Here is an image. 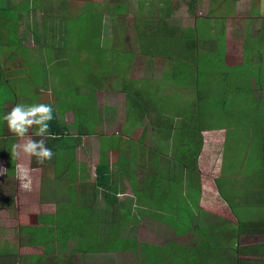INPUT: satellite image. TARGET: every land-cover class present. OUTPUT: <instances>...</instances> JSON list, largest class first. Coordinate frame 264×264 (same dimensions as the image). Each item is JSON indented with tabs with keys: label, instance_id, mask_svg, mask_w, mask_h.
Instances as JSON below:
<instances>
[{
	"label": "rangeland",
	"instance_id": "1",
	"mask_svg": "<svg viewBox=\"0 0 264 264\" xmlns=\"http://www.w3.org/2000/svg\"><path fill=\"white\" fill-rule=\"evenodd\" d=\"M117 1L121 2L114 4ZM130 1L0 0V60H2L0 78L4 74L3 70H6L7 76L11 77L6 79L4 75L3 79H0V130H8L3 116L16 104L51 103L49 105L53 113L62 119L59 114L62 98L65 99L68 92L78 90L82 81L87 78V71L99 70L105 73L106 77L107 74L111 75L112 85L119 87V91L128 90L130 100H138L137 96L140 95L134 93L124 76L130 68L136 71L133 66L137 63L138 67V62L145 57L139 58L138 55L132 57L128 53L125 59V52L131 49L136 51L138 49L136 39L140 38V34L150 31H152L151 38H144L145 42L152 43L153 47L156 45L159 49L166 48L172 53L181 54L187 59L188 69L192 60L195 61L193 65L196 63L197 70L193 72L196 89L214 98L213 102L201 100L205 106L202 110L204 120L200 123L201 127L206 128L201 133L200 128L198 133L192 130L196 136L192 139L191 145L186 146L182 141L185 135L183 131L176 135L165 132L166 130L173 132L175 127L180 129L183 127L181 124L170 123L172 119L158 118L159 124L153 129L155 136L152 138H147L150 135H141L151 131L152 119L142 118L133 134L128 132L131 130L130 126L125 132L120 131L121 120L116 123L114 131L119 135L122 134V139L118 138L117 142V138H111L106 147L114 149L115 153L107 157L108 152H102V155L108 165L114 164L112 172L117 169V159L127 158L126 165H122L124 172L119 176L120 181L117 180L121 188L117 197L122 199V203H128L132 199V210L125 211V214L129 215L127 217L123 213V205L122 214H119L121 204H114L105 198L103 188L90 187L91 183H87V186L82 182L83 180L76 178H72L69 183L63 172L59 176L54 173L51 164H37L35 158L23 154L18 158L14 157L13 145L22 141L9 131L0 132V145L6 139L5 150L0 147V151L5 152V157L0 156V170H5L9 163L14 164V172L7 171L6 174V171H3V174H0V248L6 247L13 254L12 256L6 253L0 254V264H7V258L15 259V264H140L147 255L142 251L147 246H150L147 250L160 261L168 252V248L171 251L170 259L173 260V264H191L192 261L199 264L198 258L194 259L195 254L198 253L197 245L202 241L199 231L202 232V237L205 232H216L218 236L215 240L222 242L224 239L219 233L221 226L224 227L226 222H220L221 218L233 224L238 220L264 222V197L261 199L259 195L264 190V85L260 87L262 96L252 97L250 93L249 105L236 106L244 102L242 101L244 94H239L242 91L241 85L254 84L259 73L264 76V60L258 61L264 58V32H261L260 36L258 34L260 25L261 30H264V18L261 19L264 17V0H158L155 8L165 23L176 25L173 27L155 23L157 19L154 22L144 19L150 17L147 13L148 9H151V17L157 15L152 13L154 11L152 6H142L139 2L136 5L137 0H134L131 6ZM190 5L194 10L198 8L196 13L190 16L194 20L192 26L181 23V20L187 21L188 13L186 17L185 11L192 10ZM119 12L120 14L116 15ZM250 16L251 24L247 22ZM212 25L217 29L213 30L210 27ZM209 39H211L210 51L200 52L201 44H208ZM253 42L256 45L251 49L250 45ZM23 43H27L26 48ZM251 50H255L254 56ZM12 54L19 57L18 62H15ZM6 60L12 63L11 67H6ZM74 76L78 81H71ZM192 78L193 74L186 72L184 78L186 84H190ZM175 79L177 78L173 75L162 78L155 93L168 96L173 90L172 95L180 94L177 87L171 85ZM62 81L63 84L67 82L68 85L70 82L74 83L76 88L71 86L61 93ZM47 88L57 95L60 93L58 96L53 94L58 103L50 102L45 94ZM184 91L188 92L187 89H182L181 94ZM189 96L188 92L187 97L190 98ZM119 97L117 106L121 101L124 105L128 99L126 94ZM76 98L77 104L79 102L90 104L93 101L92 95H87L86 89L78 91ZM106 98L113 99L108 95ZM154 102L148 101L147 104L151 107ZM209 103H213L210 108ZM156 105L159 109H169L175 105L177 110L190 113V109L180 102L172 103L159 98ZM113 107L114 112L118 107H115L114 103ZM126 107L129 108V104L122 106V114L126 112ZM195 108L200 107L196 105ZM215 111L221 112V115L208 117ZM125 116L122 115L123 122ZM134 117L133 113L128 120ZM179 119L178 116L174 117L176 123ZM195 119L192 115V120ZM183 120L185 124L189 123L186 118ZM223 124H226V127ZM34 131L35 128L31 129L29 136ZM172 135L180 142L172 144ZM159 136L166 150L156 151L166 159L160 160L159 166L154 171V168H151L154 157L143 151L141 154L136 153L137 157L140 155V162L134 164L138 145L133 142H128L126 145L123 139L130 137L134 142L138 141L150 148L158 141ZM31 138L40 139L35 136ZM88 143L89 150L83 145L84 151L79 152L76 158L85 161L83 175L85 181L94 183L93 165L99 162L100 155L94 139H89ZM199 146L201 150L197 158L198 177L194 176L191 189L190 182L186 181L188 183L184 185L186 190L183 192L189 193L190 197L187 198L185 195L178 197L179 205L171 208L169 214H166V218L172 222L155 218L153 206L137 204L139 197H135L134 192L148 191V184L145 181L148 170H153L154 174L160 177L163 174V183L166 182L170 166L176 170L178 168L179 171L176 173L181 174L180 178H184L185 172L182 177V169L186 167L183 162L191 163V153L199 150ZM60 152L54 153L53 156L62 158L69 151ZM177 152L184 155H177ZM74 156L75 153L73 158ZM173 156L175 161H170L169 157L173 158ZM3 158L5 160H2ZM84 158L86 159L83 160ZM126 170H128L127 174ZM186 172L191 174L188 169ZM129 173L138 179L134 182V188L132 183H128ZM25 184L29 187L25 188ZM197 188H199L198 195H196ZM219 188L222 189L224 199L220 196ZM189 189L192 192H187ZM94 190L92 195L91 191ZM158 193V198L161 195L164 197L169 195L163 193V190ZM192 193L196 196L191 195ZM129 194L132 196H128ZM177 195H179L178 191ZM71 198H73V206L67 203ZM107 202L110 204L107 205ZM85 203L90 204L93 209L88 206L81 207ZM153 204L158 207L156 199ZM136 206L140 207V214ZM134 209L137 211L136 214L133 213ZM88 210L94 215L88 216L85 213ZM99 213H103L101 216L103 223L93 219L101 218L98 216ZM134 215L138 216V220ZM69 216L75 220V227L81 229L76 230L77 238L76 234L65 240L61 246L53 236L49 250L44 244L33 243L35 239H44L42 238L44 232L35 229L36 226L45 227L48 231V228L54 225L56 217L63 223ZM87 217L88 222H86ZM98 233L99 237H97ZM82 236L93 241L101 240L106 236L107 244L110 241L114 242L115 237L132 238L134 250L94 254L74 253ZM256 236L259 234L242 233L238 244L252 246L249 252L256 251L258 256L245 254L238 255L236 259L264 260V239ZM256 244H262V250L253 249ZM217 262L234 264L233 259L227 260L222 256H218Z\"/></svg>",
	"mask_w": 264,
	"mask_h": 264
},
{
	"label": "crops",
	"instance_id": "2",
	"mask_svg": "<svg viewBox=\"0 0 264 264\" xmlns=\"http://www.w3.org/2000/svg\"><path fill=\"white\" fill-rule=\"evenodd\" d=\"M13 1V0H12ZM158 0H137L136 5L141 4L142 6H147V5H151L152 9L154 10L152 13H155L157 15H155L154 17H151V9L147 10V13L150 14V17H146L144 19H147L148 21L154 22L155 23H159L163 26H176L174 24L170 25L168 23H165L164 20L161 18L162 16L159 15L160 13L158 12V10L155 8L156 5L155 3ZM131 6H133L134 4V0H131ZM191 2V1H190ZM113 4V3H111ZM190 9H192V5H190ZM198 8H195L186 12V17H187V13H188V17H187V21L185 19V21L181 20L182 24L188 25V26H192L194 24V20L192 16L193 13H196V10ZM164 13V12H163ZM162 13V14H163ZM184 14V12H183ZM117 15V14H116ZM264 17H262L261 19H263ZM206 19V18H203ZM208 20V19H206ZM186 22V23H185ZM249 24L252 23V17L250 16V18L247 21ZM260 22V20H259ZM148 26V25H147ZM213 30L217 29L215 27V25L210 26ZM222 29V26L221 28ZM252 29V27L250 28ZM150 32H145L143 34L139 35V39H136L137 41V45H138V49H136V51H133L134 49L128 50L127 52H125V59H127L128 57V53L132 55V57L135 56H140L139 58H141V56L145 57L143 59H141L138 62V67H137V63L133 66V69H135L136 71H133L132 68H130L129 72L124 76L125 79L128 81L129 86L132 87L133 91L135 94L140 95L137 96L138 100H133L128 97L127 92H129L128 90H124V91H119V87H116L114 85L111 84L113 77H111V75L107 74V77L105 75V73L100 72L99 70H95L93 72L91 71H87V78H85L82 82V84H80V86L78 87V90L76 92L71 91L68 92L66 94V98L61 100V104L62 107L59 110V114L60 116H62V121L65 123L66 128L68 130V133L71 134L72 136H77L78 137V141L76 143V146H74L73 151L75 153L74 156V162H75V168H77V172L74 175V178H76L77 180H81V178L79 179V174L80 171H82V173L84 174V165H85V161H79L76 156L78 155L79 152L84 151L83 150V145L85 146V148L87 150H89V146L90 144L89 139H94L95 143L97 144V151H98V155L101 156L102 152H108L107 157L110 156L111 154L115 153V150L112 148L107 149L106 145L107 142L110 141L111 138H117V142H118V138L122 139V134L119 135V133L115 132V128H116V123L121 120L122 121V126L120 129V131H124L128 128V126H130L131 130H128V132L130 134H133V131L135 130V128L138 126V124H140V120L143 118L144 120H151L152 119V125L154 126V122L157 120V125L159 124L158 122V118L162 117V118H167V119H172L173 121H171L170 123H175L176 125L181 124V129L178 127H175V130L173 132H171L170 130H166L165 132H167V134H174L176 135L178 132H181L183 130H188L187 129V125L189 124H185L183 120V118H186L187 121L192 120V115L197 117L199 114L202 115V117H204V115L202 114V109L205 106V104L201 101H214L213 96H207L204 92L198 91L196 89L195 86V78H194V72L196 71V63L195 65H193V61L192 63H190L189 69L187 66V59L185 57H182L181 54L179 53H172L170 52L169 49L163 48V49H159L156 47H153L152 43H148L145 42L143 39L145 38H151L150 36ZM261 32H264V30H261V25L260 28L258 29V34L260 36ZM47 34V33H46ZM49 36H47L48 38ZM122 37V35H121ZM138 35L135 36V38H137ZM24 47H27V43H23ZM210 44H211V39H209V43L208 44H201V48L199 49L200 52H209L210 51ZM40 48V47H38ZM37 48V49H38ZM253 47H251L252 49ZM253 52V50L251 51ZM16 54V53H15ZM15 54H12L13 57H15V62H18L19 57H16ZM4 58H6L4 56ZM2 58V59H4ZM2 61V60H0ZM155 61V62H153ZM7 66L6 67H11L12 63H9L8 60H6ZM175 66H177L178 68H175ZM183 66H187V69H184ZM193 67V70H192ZM141 69V70H140ZM139 70V71H137ZM4 74L0 79H3L4 75L5 78L10 79V76H7L6 74V70H3ZM186 72H190L193 74V78L190 84H186L184 78L186 77ZM171 75L174 76L175 79L172 82V86L173 87H177V91L181 94V90L182 89H187L189 92V97H187L188 92L184 91L181 94L176 95H172L173 90L170 91V94L168 96H164L161 95L159 93V95H157L155 92L157 91V89L160 86V80L164 77H170ZM121 76V74H119V77ZM62 79H59V81ZM71 81H78V79L76 78V76H74ZM67 82H65L63 84V81L61 83V87H62V91L61 93H64L65 91L68 90V88H70L71 86H74L73 88H76V86L74 85V83H71L68 85ZM79 84H77L78 86ZM157 87V88H156ZM183 87V88H182ZM156 88V89H155ZM72 89V88H71ZM82 89H86L87 90V95H92V99L93 101L90 104H82L81 102H79V104L76 103V93ZM50 88H47L46 90V95L48 96V98L50 99V102L53 103H58V101H56V99H54L53 94L57 95L56 93L53 92V90L50 92L49 91ZM261 90L259 89V91L257 92H251V96H257L260 95L262 96V94L260 93ZM126 94V97L128 98L124 105L129 104V108L126 107V112H124L123 114L126 115L125 116V121L123 122L122 120V106L124 107V105H122V101L121 104L117 106V103L120 99L119 96H121L122 94ZM60 94V93H59ZM58 94V95H59ZM249 96H250V92H248ZM57 95V96H58ZM111 96L113 97L112 100H107L106 96ZM159 98L161 99H166L169 100L172 103H182L184 106H187V108L190 109V113L186 114L183 110H177L174 107H171L169 109H159L157 104V101L159 100ZM144 101V102H143ZM148 101H151V103L154 102V104L150 107V105H148ZM201 102L202 104L198 103ZM113 103L115 104V107H118L115 109V111L113 112ZM47 104H51V103H47ZM198 105L200 108H195V106ZM124 109V108H123ZM135 114V117L132 118L131 120H128L130 118V116L132 114ZM221 113V112H220ZM219 112H212L211 114L208 115V117L210 118H214V117H219L221 114ZM120 114V115H119ZM115 115V116H114ZM197 115V116H196ZM180 117L179 120H177L178 123L175 122L174 117ZM200 117V115L198 116V118ZM194 121V120H193ZM169 123V124H170ZM157 125L155 127L152 126V129L150 132H147L146 134L141 133L142 136H148L147 138H152L155 135L153 133L154 130L156 129ZM223 126L226 127V124H223ZM206 127H201V131H204ZM8 129V128H7ZM8 131V130H6ZM6 131H4V129L0 130V132L5 133ZM119 131V132H120ZM160 131V130H159ZM185 135H187L188 131H183ZM1 133V134H2ZM187 133V134H186ZM199 133V134H200ZM10 134V133H9ZM121 136V137H120ZM174 137V136H173ZM160 136L158 137V141H156L152 147L147 148L143 145V143H138V141L134 142L133 138L128 137V139H123V142L125 141V144L127 145L128 142H133L135 144H137V148L135 151V159L136 161L134 162V164H138L140 162L139 156H136V153H140L141 152H145V151H165L166 147L164 148V144H161L160 142ZM106 142V144H105ZM122 142V143H123ZM171 142L172 144H176L173 141V138H171ZM181 144V143H180ZM177 144V145H180ZM171 145V144H169ZM129 150V148H127ZM172 150V149H171ZM77 152V153H76ZM86 158H84L83 160H85ZM99 159V158H98ZM5 160V159H2ZM95 162L93 167L95 168L96 165L99 163ZM113 165L114 164H110L109 166L111 169H113ZM54 166V165H53ZM54 168V167H53ZM95 170V169H94ZM183 173H182V177H184V172L185 169H182ZM58 173H62V170L57 171ZM57 172H54L57 174V176H59V174ZM177 174V173H176ZM122 176V175H120ZM128 179L131 182L128 183H134L136 181H138L137 178L129 175ZM175 180V179H174ZM181 182V188L179 189V198L183 197L181 195H185L183 191L186 190L185 188V184H186V179L184 178H180L179 179ZM145 181H150L146 180ZM83 182V181H82ZM79 182V183H82ZM188 182H190V180L188 179ZM187 182V183H188ZM89 183V182H88ZM147 184H150V182H147ZM122 185V183H121ZM135 184H133V188H134ZM193 187L192 183L190 182V189ZM189 189L190 192H192ZM188 191V192H189ZM135 193V197H139L138 203L139 205H148V206H153V209L155 210L154 212H158V207L156 208V206L153 204V201L155 198V193L156 191L154 190V188L152 186H148V191H138V192H134ZM119 194V193H118ZM117 194V195H118ZM122 194V193H121ZM116 195V196H117ZM128 196H132V195H128ZM133 198V197H132ZM117 200L119 202V204H121L120 208V212L119 214H122V199L117 197ZM130 203H126V207L123 209L125 212V210H128V204L130 205L129 210L131 211V207H132V201L131 199L129 200ZM179 205V204H178ZM177 205V206H178ZM176 206V207H177ZM136 206V209L139 211V214L141 213V209L140 207ZM136 210L133 211V213L136 214ZM118 213V212H116ZM134 217H136V219L138 220V216L134 215ZM257 238H262L264 239V236H256ZM264 243V240H263ZM249 259V258H248ZM252 260V259H251Z\"/></svg>",
	"mask_w": 264,
	"mask_h": 264
},
{
	"label": "trees",
	"instance_id": "3",
	"mask_svg": "<svg viewBox=\"0 0 264 264\" xmlns=\"http://www.w3.org/2000/svg\"><path fill=\"white\" fill-rule=\"evenodd\" d=\"M118 2L121 1H117L114 4H117ZM116 14H120L116 13ZM254 45H256V43H251L250 47H253L252 49H254ZM252 51V50H251ZM254 52L255 50H253V52H251L254 56ZM264 58H260L258 61L259 62H263ZM257 61V60H256ZM196 66V65H195ZM184 69H187V66H183ZM197 70V67H196ZM261 71L263 69H260ZM264 76L262 74H258L257 75V81L252 84L250 83L248 86L245 84L241 85L242 91L239 94H244V102L240 103V105H236V106H241V105H249L250 102V96L248 94V92L251 93L252 90H256L259 91L260 87L262 85H264ZM255 86V88H254ZM213 102V101H210ZM213 103H209L208 107L210 105H212ZM210 108V107H209ZM203 110V109H202ZM53 115V119L49 122V132L55 135V139L52 138H46V146L51 149L53 151V153L56 152H64V151H69L64 157L62 158H57V157H52L51 160H48L44 163V165L46 164H51L54 165V172L60 171L62 170L63 174L65 175V179L67 181H69V183L72 181V178H74L75 173L77 172V168H75V162H74V158H73V148L74 146H76V143L78 141V137L77 136H72L71 134L68 133V130L66 128L65 123L62 121V119L56 117V113H52ZM200 117H195L196 119L190 120L188 121L189 124L187 125V129L188 130H183V131H188V135H183V143L186 144V146H190L192 139L196 136L195 132H192V130L197 131L199 128L201 129L202 124L200 123L202 120H204V117H202L201 114H199ZM198 115V116H199ZM157 125V120L154 122V126L155 127ZM174 135V134H173ZM172 137L173 141L175 143H179L180 141H178V139L176 137ZM201 138L200 134H199V139ZM186 142V143H185ZM6 143V139H4L3 143H1L0 147L4 149V145ZM200 150L201 147L199 146V150L194 151L193 153H191V159L192 162H183L185 164V179H187L186 181L191 180L190 182L193 184L192 181L194 176L198 177V168H197V163L198 160L197 158L199 157L200 154ZM60 152V153H61ZM73 152V153H71ZM146 153L150 154V156L154 157V162L151 163V168H154V171L156 170V167L159 166V162L162 159H166L164 158V156L161 155V153H158L157 151H145ZM184 155L180 152H177V155ZM128 155V154H127ZM0 156L1 157H5V152L0 151ZM174 156L176 157V155L174 154ZM174 156L173 158L169 157L170 161H175L174 160ZM4 159V158H3ZM127 158L122 157L117 159L116 164H117V169L115 170V172H112V169L110 168V166L107 164V160L104 157V155L101 154L100 158H99V163L96 165L95 167V180L94 183L89 182L91 184H89L90 187H99V188H103L104 190V194H105V198H107L109 201H112V203L119 205V202L117 200V194L121 191V188L119 187V184L117 183V180L120 181L119 176L122 175V172H124V170L122 169V165H126V160ZM129 159V158H128ZM73 160V162H72ZM13 163V162H12ZM10 165V163H9ZM6 167V174H8L7 171H11L14 172V164H11L10 166ZM177 167V166H176ZM186 169H188V171L191 172L187 173ZM126 170V174H127ZM176 171H179V169L177 168L174 169L171 166L169 167V173L166 179V182L163 183L164 179H162V176L160 177L159 175L154 174L153 170H148V176H147V182H150V184H148V186H152L154 188V190H156L155 193V198H156V204L158 206V212L156 211L154 214V217L157 219H164L167 221H170L168 218H166V214H169L168 211L170 212L171 208H173L174 206H177L179 204V200L178 197L179 195H177V191L179 193V189L181 188V182L180 180V175L181 174H176ZM82 171H80V178L81 180H83V183H85V185H87V181H85L84 177H83V173H81ZM58 173V172H57ZM181 173V172H180ZM60 174V173H58ZM129 175H131L129 173ZM190 176H192V179H190ZM129 177V176H128ZM164 177V176H163ZM175 179V180H174ZM128 182H131L128 178H127ZM218 183V181H215ZM120 183V182H119ZM121 184V183H120ZM134 184V183H132ZM187 184V182H186ZM198 184V182H197ZM88 186V185H87ZM72 189V188H71ZM70 189V192H72ZM182 189V188H181ZM163 190V193H167L169 195H167L166 197H164V195H161L158 198V192ZM220 191V196L224 199L223 194H222V189L219 188ZM95 192L91 191V194L93 195ZM188 192V191H187ZM190 192V191H189ZM199 192V188H197V194L198 195ZM191 195H194L193 193ZM194 195V196H196ZM262 197H264V190L260 192L259 194ZM163 197V198H162ZM186 197L189 198L190 194L186 193ZM173 198V200L171 201V199ZM107 200V201H108ZM132 200V199H131ZM73 198L70 199L69 202V206H73ZM168 202V203H166ZM130 203V202H128ZM60 204V203H59ZM110 204L109 202H107V205ZM106 205V206H107ZM123 205V209L126 207V203H122ZM90 207V204H82L81 207ZM76 207V206H74ZM91 208V207H90ZM133 207H131L132 209ZM138 208V207H137ZM93 209V208H91ZM129 210V209H128ZM128 210H125L126 212ZM135 210V209H134ZM231 210V209H230ZM90 210H88V212H85L88 216L89 214H93V213H89ZM124 211V210H123ZM232 212V211H231ZM125 214V212H123ZM59 213H57L56 216H58ZM94 215V214H93ZM98 216H103V213H99ZM125 216H129L128 214H125ZM88 217L86 218V222H88L89 220H87ZM93 219L97 220L98 222L101 221L103 223V217L98 218V217H94ZM226 222L225 226L222 227L221 226V230L219 233V236L223 237V241H216L215 237L218 236V234L216 232H205L203 234L202 237V232L199 231V236H201V242L198 243L197 245V251L198 253L195 254L194 259L198 258V262L199 264H219L217 262V258L218 256H222L223 258L227 259V260H231L233 259L234 264H264V260L259 259H252V260H244V261H240L237 258L238 255H245V254H253L258 256V252H249L250 249H252V246H241L238 243H240V237L242 233H255V234H262V236H264V222L261 221H257V222H253L252 220H246V221H236V223L233 224V222L230 221H225L223 218L220 219V222ZM172 222V221H170ZM75 220L72 219L71 216H69L68 220L66 222H61V220H57L54 219V225L51 228H48V231L45 230V227H40L36 226L35 229H39L38 231H42L44 239H39V240H33V243H41L44 244V246L46 247V249H51V242L53 241V236L54 238H56L57 242L61 243V246L64 244V241L76 236V238L78 237V233L76 230H81L79 228L75 227ZM216 229V226H215ZM261 229V230H260ZM85 230V229H84ZM83 230V231H84ZM46 231V233H45ZM51 233V236H49V234ZM100 234H97V237H99ZM106 237V236H105ZM103 238L101 240H91V239H86L83 236L79 239L78 241V248L74 249L75 251H73L74 253H81V254H94V253H108V252H117V251H128V250H134V246H133V239L132 238H123V239H118L117 237H115V241L112 242L110 241V243H106V238ZM111 244V246H110ZM114 245V247H113ZM253 249H261L263 248L262 244H256L255 246H253ZM147 248H150V246L144 247V249L142 250L144 252V254L146 255V257H144V262H140V264H173V260L170 259V254L171 251L170 249L167 248L168 252L165 254V256L163 257L162 261H160L157 258H154L153 253L148 251ZM262 250V249H261ZM8 254V256H12L13 254H11L12 252H10L6 247L5 248H0V254ZM203 254H205V256H203ZM220 254V255H219ZM222 254V255H221ZM0 255V257H1ZM214 255V258H212ZM212 258V259H210ZM175 259V258H174ZM201 259H205L204 261ZM236 259V260H235ZM15 260V259H14ZM13 259L9 260L7 258V264H15L16 261H14ZM230 263V262H229ZM191 264H195L194 261H192Z\"/></svg>",
	"mask_w": 264,
	"mask_h": 264
},
{
	"label": "clouds",
	"instance_id": "4",
	"mask_svg": "<svg viewBox=\"0 0 264 264\" xmlns=\"http://www.w3.org/2000/svg\"><path fill=\"white\" fill-rule=\"evenodd\" d=\"M53 109L49 104H16L3 116L8 131L18 137L22 142L14 144L12 155L19 157L21 154L29 158H35L37 164H44L51 160L54 153L46 146V138L55 139V135L49 132V122L53 119ZM35 128L31 136L40 137L34 140L29 136L30 130ZM0 170V174H3ZM29 187L28 184L24 185Z\"/></svg>",
	"mask_w": 264,
	"mask_h": 264
}]
</instances>
